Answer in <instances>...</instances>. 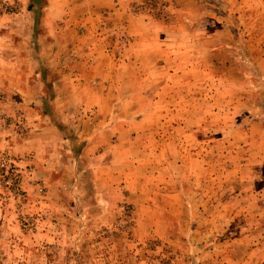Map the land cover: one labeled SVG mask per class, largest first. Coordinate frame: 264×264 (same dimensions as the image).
Here are the masks:
<instances>
[{
	"label": "rangeland",
	"instance_id": "rangeland-1",
	"mask_svg": "<svg viewBox=\"0 0 264 264\" xmlns=\"http://www.w3.org/2000/svg\"><path fill=\"white\" fill-rule=\"evenodd\" d=\"M79 3L0 0V264H264V0ZM128 17L163 27L162 79H111ZM97 79L163 98L100 122L70 93Z\"/></svg>",
	"mask_w": 264,
	"mask_h": 264
},
{
	"label": "crops",
	"instance_id": "crops-1",
	"mask_svg": "<svg viewBox=\"0 0 264 264\" xmlns=\"http://www.w3.org/2000/svg\"><path fill=\"white\" fill-rule=\"evenodd\" d=\"M80 1L79 0H48L49 6L46 12V17L49 16L50 19L54 21L57 18V16L75 14L74 9L83 3V2L79 3ZM112 1L113 0H85L84 3L85 11L83 15H85L87 18H85L84 23L86 25L88 24L89 26L95 25L97 17L102 15L103 11L107 9L110 10L113 7H114V13L117 12L119 16H122L127 12V10H129L128 5L130 1L133 0H125V1L121 0L118 3L116 2L113 3ZM93 16H95V18ZM127 20H128V25H127L128 29L129 31H131V34H134L133 42L129 43L130 46L126 49L128 52L127 53L128 63L126 66H124L121 63L117 64L116 66L114 65L115 69H113L111 79H114V81H116L120 78L118 77L119 75L120 76L126 75L129 78H131L134 82L135 79H139V78L162 79L163 64L162 61H157L158 58L156 53L159 54L163 53V39L160 38L163 27L161 28L159 22L145 20V18L137 19L136 17H128ZM136 25L137 27H135ZM157 47L158 48L160 47V49L155 50ZM94 61H95L94 63H97L98 62L97 58H95ZM109 62L112 63L111 60H109ZM123 68L127 70V73H124V70H122ZM152 82L153 81L151 80L150 83ZM14 85H11L12 87H14V89H16V90L13 89L14 93L22 94V95L29 94L30 88L25 87V85L22 86L21 88L18 84L16 86ZM116 87L105 86L97 79V84L94 86H89V85L85 86L84 83H79V84L77 83V86L72 85L70 88L71 89L70 93L74 94L78 99V106H77L78 111L80 108L83 109V107H87L88 109L94 108L95 111L97 112V115L95 114L94 118L97 117L100 120V122H104L105 120H107V118L109 119L108 122H111L110 120L116 118V116L118 115V111L120 112L126 111L129 113L136 114L137 112L140 111V105L137 103V101L143 94L152 95V96L158 95L159 101L162 100L163 98V86L160 88H155L153 90L152 89L147 90L140 85H136L135 90L128 89L127 91H122V92ZM54 92L58 93L59 91L54 90ZM121 94L128 97L129 96L133 97L134 100L128 99L127 97L126 100H130L131 104L128 103V105L126 106H124L123 104H114L113 98L110 100L111 96H116ZM56 99L57 98H55V104H54L55 111L58 110L59 113L64 112L67 109V107L65 105L60 106V103L57 102ZM151 105L153 104H150L147 110L151 108ZM62 115L64 119L67 118L66 114L61 113V116ZM136 118L138 117H135V119ZM124 119L126 120L125 117ZM126 123L129 125V122ZM118 126L120 127L124 125L123 123L114 120V122L111 123V126L106 128V135L110 136V138L112 137V135H116ZM48 127L52 129L50 126Z\"/></svg>",
	"mask_w": 264,
	"mask_h": 264
}]
</instances>
